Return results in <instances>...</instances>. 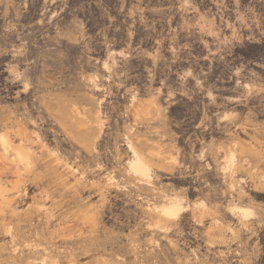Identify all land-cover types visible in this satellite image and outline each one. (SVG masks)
<instances>
[{"label":"rangeland","instance_id":"rangeland-1","mask_svg":"<svg viewBox=\"0 0 264 264\" xmlns=\"http://www.w3.org/2000/svg\"><path fill=\"white\" fill-rule=\"evenodd\" d=\"M260 36L264 0H0V264H263Z\"/></svg>","mask_w":264,"mask_h":264},{"label":"trees","instance_id":"trees-1","mask_svg":"<svg viewBox=\"0 0 264 264\" xmlns=\"http://www.w3.org/2000/svg\"><path fill=\"white\" fill-rule=\"evenodd\" d=\"M262 57H264V36H260L259 41H247L243 45H238L233 52V58L236 59L235 63L258 60ZM262 263L264 264V250Z\"/></svg>","mask_w":264,"mask_h":264},{"label":"bare ground","instance_id":"bare-ground-1","mask_svg":"<svg viewBox=\"0 0 264 264\" xmlns=\"http://www.w3.org/2000/svg\"><path fill=\"white\" fill-rule=\"evenodd\" d=\"M165 209H166V208H165ZM166 210H167V209H166ZM166 210H165V211H166ZM169 210H170V209H169ZM167 212H168V211H167ZM165 214H166V213H165ZM171 214H172V213H171ZM171 214H170V215H171Z\"/></svg>","mask_w":264,"mask_h":264}]
</instances>
